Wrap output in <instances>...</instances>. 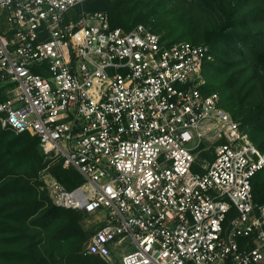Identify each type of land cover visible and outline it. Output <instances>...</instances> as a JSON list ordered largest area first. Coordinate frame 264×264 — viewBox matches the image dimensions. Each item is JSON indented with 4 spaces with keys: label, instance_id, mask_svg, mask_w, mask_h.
Here are the masks:
<instances>
[{
    "label": "built area",
    "instance_id": "2783aa9c",
    "mask_svg": "<svg viewBox=\"0 0 264 264\" xmlns=\"http://www.w3.org/2000/svg\"><path fill=\"white\" fill-rule=\"evenodd\" d=\"M84 1L0 0V123L83 176L68 188L45 175L53 203L97 215L83 253L264 264V152L205 90L210 46L77 14Z\"/></svg>",
    "mask_w": 264,
    "mask_h": 264
},
{
    "label": "trees",
    "instance_id": "16d2710c",
    "mask_svg": "<svg viewBox=\"0 0 264 264\" xmlns=\"http://www.w3.org/2000/svg\"><path fill=\"white\" fill-rule=\"evenodd\" d=\"M104 11L113 27L149 26L169 43H206L205 90L223 105L264 152V0H86L76 7ZM5 96L0 93V101ZM39 139L0 123V264H110L83 253L91 236L85 212L57 206L39 173L51 159ZM72 188L83 181L73 167L51 165ZM255 201L264 203V168L252 180Z\"/></svg>",
    "mask_w": 264,
    "mask_h": 264
},
{
    "label": "rangeland",
    "instance_id": "374dc122",
    "mask_svg": "<svg viewBox=\"0 0 264 264\" xmlns=\"http://www.w3.org/2000/svg\"><path fill=\"white\" fill-rule=\"evenodd\" d=\"M38 148L39 150L42 152V154H44L45 157L47 158H50L51 159V162L45 167L43 168L40 173H39V176H40V179L42 181V186H41V189H46L47 190V187H46V184H45V175H48V174H53L51 172V165L52 164H55L57 162H60L61 160H58V159H55L53 158L52 156H50L49 154H46L39 146L38 144ZM62 162V161H61ZM64 167V165H63ZM99 220L97 218V215L96 214H90V213H85L83 219H82V224L84 225L85 229L89 230L90 233L92 234L98 227H99ZM90 238V237H89ZM89 240V239H88ZM87 240V241H88ZM129 242V240H127V243ZM87 243V242H86ZM85 243V244H86ZM134 248V245L131 244V246L125 250L124 252L128 251V250H132ZM123 253V252H122ZM121 255L120 253H115V256H113L112 260H110V264H120V261H121Z\"/></svg>",
    "mask_w": 264,
    "mask_h": 264
}]
</instances>
